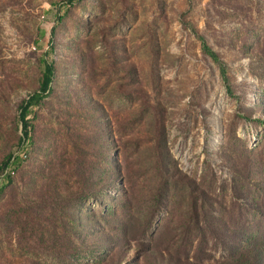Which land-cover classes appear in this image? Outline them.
<instances>
[{"label":"rangeland","instance_id":"rangeland-1","mask_svg":"<svg viewBox=\"0 0 264 264\" xmlns=\"http://www.w3.org/2000/svg\"><path fill=\"white\" fill-rule=\"evenodd\" d=\"M41 60L0 264H264V0H0V162Z\"/></svg>","mask_w":264,"mask_h":264},{"label":"trees","instance_id":"trees-1","mask_svg":"<svg viewBox=\"0 0 264 264\" xmlns=\"http://www.w3.org/2000/svg\"><path fill=\"white\" fill-rule=\"evenodd\" d=\"M203 51L220 67V73L225 84L229 87V77L226 74L225 64L221 61L219 55L208 45L203 44ZM42 72L39 79V84L37 89L29 91L25 98H23L18 104V121L21 124V135L19 137V145L17 148H20L19 151L22 154H14V151L9 152L4 159L0 162V179L10 180L13 175L6 174L2 177L5 169L11 166L16 172V164L19 160H22L27 156V145L33 142V125L30 122L28 115L31 112L32 107L42 106V101L48 94L51 92V82L54 76V64L48 62L47 60H41ZM25 149V152L23 151ZM0 180V181H1ZM1 184V183H0ZM1 189V188H0Z\"/></svg>","mask_w":264,"mask_h":264},{"label":"built area","instance_id":"built-area-1","mask_svg":"<svg viewBox=\"0 0 264 264\" xmlns=\"http://www.w3.org/2000/svg\"><path fill=\"white\" fill-rule=\"evenodd\" d=\"M17 154H23V153H22V152L19 153V151H18ZM8 173L11 174V175L14 174V170H13V168H12L11 166H9V167H7V168L5 169L4 173L2 174V177H3L4 175L8 174ZM0 180H1V179H0Z\"/></svg>","mask_w":264,"mask_h":264}]
</instances>
